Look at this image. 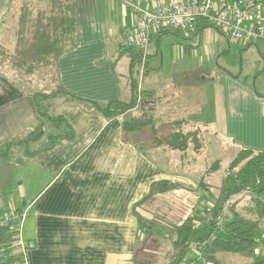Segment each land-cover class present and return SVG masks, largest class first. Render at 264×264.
<instances>
[{"label":"crops","instance_id":"0c3cea01","mask_svg":"<svg viewBox=\"0 0 264 264\" xmlns=\"http://www.w3.org/2000/svg\"><path fill=\"white\" fill-rule=\"evenodd\" d=\"M165 1L173 0H76L78 45L58 60L64 90L99 103L128 97L131 58L121 55V47L132 39L139 10ZM25 3L31 1L0 0L1 45L18 24ZM196 28L166 29L152 36L148 57L155 54V58L147 63L153 71L146 73L143 90L156 98L154 129L125 132L129 114L106 118L61 96L56 114L72 125L75 138L38 153L48 134L45 120L33 98L0 75V214L8 209L25 212L23 236L32 246L28 264H134L146 238L144 222L152 224V234L165 241L171 231L196 215L203 194L194 175L180 170L195 165L186 162L189 150L170 149L158 144L156 137L201 126L204 134L211 133L234 148L264 151V63L259 56L264 59V41H233L207 23ZM170 34L188 44L204 41L218 57L239 53L241 73L224 61L217 63L221 73L214 79V68L205 67L197 70L199 77L188 78L190 68L184 63L176 65L164 82L157 81L165 57L161 54L159 62V49L153 43L160 46ZM193 53L180 44L181 57ZM255 63L257 68L249 69ZM151 77L155 78L150 81ZM165 181L181 187L149 196L154 185ZM194 249L187 259L195 257ZM227 255L219 253L218 264H224L222 259L230 264L233 260ZM257 256L264 259V240L247 262ZM160 258H165L164 253Z\"/></svg>","mask_w":264,"mask_h":264},{"label":"trees","instance_id":"16d2710c","mask_svg":"<svg viewBox=\"0 0 264 264\" xmlns=\"http://www.w3.org/2000/svg\"><path fill=\"white\" fill-rule=\"evenodd\" d=\"M205 23L201 21L195 28H205ZM163 31L158 34L161 35ZM78 40L76 0H43V4L31 2L22 7L16 46L13 54H8L6 59L19 73L28 77L29 85H48L46 90H33L28 93L33 98L39 115L45 120L48 130L38 153L49 151L56 144L75 138L72 125L56 114V100L61 96H69L85 111L98 113L106 118L129 114L124 123L125 132L139 131L145 127L154 129L155 120L152 112L143 106L147 102L144 100L143 104L140 101L134 73L135 66L141 65L144 58L143 54L134 48L121 47V55H129L131 58V93L128 97L99 103L70 95L64 90L59 82L58 60L64 53L76 48ZM0 48L3 46L0 45ZM53 87L55 89L51 91ZM136 107L139 109L133 112ZM192 130L203 134L201 126H194L188 132L173 129L164 138L156 137L155 140L170 149L184 152L192 143L191 138L195 133ZM235 150L229 169L225 170L222 177L218 196H215L213 187L199 181L198 189L203 194L201 202H206L207 205H202L196 215L171 231L165 241L161 235L152 234V224L144 222L146 238L134 264H181L193 248H197L207 261L217 264L219 253H249L251 256L254 254L260 242L264 240L259 232L264 228V151L245 148ZM176 187L181 185L166 181L158 183L153 186L149 196ZM241 195H247L255 203V207L247 211L248 216L235 210L239 199L231 202ZM227 204L230 215L224 212ZM0 235L5 236L2 227ZM167 244L169 248H166ZM160 252L164 253V259L159 257ZM248 264H264V259L259 260L257 256L254 262Z\"/></svg>","mask_w":264,"mask_h":264},{"label":"rangeland","instance_id":"374dc122","mask_svg":"<svg viewBox=\"0 0 264 264\" xmlns=\"http://www.w3.org/2000/svg\"><path fill=\"white\" fill-rule=\"evenodd\" d=\"M30 1L34 4H37V3L43 4V0H30ZM17 29H18V24L16 23L15 25L12 26V29L10 28L11 30L10 37L9 36L6 37V42L2 44L3 48H0V51H1L0 52V75L5 80L12 83L23 94H28L29 92L33 90H42V91L46 90L48 86L47 83H45L46 85L41 83L40 85L37 86V84L33 82L34 85L32 86L29 85L27 83L28 77L19 73L18 70L15 69L11 65V63L6 59L8 54L9 55L13 54V51L15 49ZM162 39L163 40L160 46H158L155 42L153 43L154 48L159 49V51L157 50L159 62H161V54H163V56L165 57L164 58L165 67L163 68L164 72L162 73L161 77L156 79L157 81L164 82L165 78L171 77V74L173 73L174 67L176 65H179V64L184 65V63L186 67L190 68L189 74L187 75L188 78L189 77L191 78L193 76L199 77V74H198L199 72H197V70L199 68L205 67L207 69L214 68V72L211 76L214 79L217 77V73H221V70L217 67V63L221 65L224 61H226L227 64L229 62L230 67L239 69L238 74L241 73L240 69L243 65H241L242 61H241V56L239 55V53L232 54L228 57L226 56L218 57L219 55H215L213 46L206 44L204 41L202 42L201 45H196V43L194 42H191L188 44V42L182 41L181 38H179V36L175 34L164 36ZM181 42L184 43V45H188L190 48L193 49V51H196V54L193 53L191 57H186L185 55L181 57L180 56V44H182ZM260 42L262 41H259V43ZM253 47L257 48L256 45ZM262 51L263 50L261 48V52ZM148 54L149 52L146 55H143L144 62L139 66H135L134 73H135V78L138 82L137 89L139 92L140 101H142L144 104V100H145L147 103L145 105L143 104L142 105L145 106L144 107L145 109L150 110V112H152V110L156 107V98L154 96H151L150 94H148L146 91L143 90L144 88L143 85L145 84V78L147 76L146 73L151 71V69L148 68L147 60L148 59L152 60L155 58L153 57L155 54H153V56L150 58L148 57ZM3 55L5 58H3ZM259 56L264 63L263 55L259 54ZM178 60L180 62H177ZM248 60L249 58L244 59L245 64L248 62ZM250 68L251 69L257 68V64L255 63V65L253 67H249V69ZM205 76L209 77V73L205 74ZM127 77H128V86L131 90V79L132 78L130 77V74H128ZM254 77L255 75L251 76V79H250L251 83H253ZM154 78L155 77H151L150 81H152ZM54 89L55 87H53L51 91H54ZM140 106L141 105H139L138 107ZM138 107H136L133 110V112L137 111L139 109ZM189 128L190 129L188 128L186 129V132H188V130H191V127ZM192 132H195L193 133V137L191 138L192 143L188 145L189 147L185 151L189 150V156H190L189 161H186V162L188 163L195 162V165L193 166L190 165L189 169H188L189 166H187L185 168L184 167L180 168V170L190 171L191 174L194 175V177L198 180V182L203 181L205 184L207 183L209 186L213 187L215 196H218L219 188L221 187V183H222V177L224 175L225 170L229 169V165L231 164V159H232V156L234 155L235 148L231 145V143L224 142L223 140L216 138L211 133L204 134L203 132L202 134V132L197 133L196 131H193V130ZM194 140H197V141H194ZM182 156H184V154ZM191 164H194V163H191ZM249 198L250 197H247V195H244V196L241 195V196H238L237 198L232 199L231 202H234L236 199H239L240 200L239 204L235 207V210L238 212H241V214L243 215L248 216L247 211L255 207V203L252 202L251 199ZM7 202H10V200L8 199ZM224 212L226 215L231 214L228 204L225 206ZM259 232H260V235L264 237V228H261ZM166 248H169L168 244L166 245ZM223 253L228 254L227 256H230L231 258L230 260H233V261L228 260L230 264L231 262L232 264H238L239 261L242 264H248L247 261L251 259L250 258L251 255L249 253H238V254H230L227 252H223ZM162 255H163V252H160L159 257H162ZM219 261L221 262V258H219ZM222 262L224 264H227V260L222 259Z\"/></svg>","mask_w":264,"mask_h":264},{"label":"built area","instance_id":"2783aa9c","mask_svg":"<svg viewBox=\"0 0 264 264\" xmlns=\"http://www.w3.org/2000/svg\"><path fill=\"white\" fill-rule=\"evenodd\" d=\"M139 11L141 16L131 30L132 39L124 41L123 46L143 55L147 54L154 34L164 29L189 32L201 21L226 33L233 41L244 44L264 41V0H173ZM25 217V212L19 210L0 214V227L5 230V236L0 235V264H28L32 246L23 236ZM194 252L195 257L181 264H206L197 248Z\"/></svg>","mask_w":264,"mask_h":264}]
</instances>
